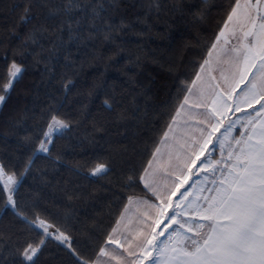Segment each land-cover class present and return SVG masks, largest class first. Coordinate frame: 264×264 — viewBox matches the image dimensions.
Segmentation results:
<instances>
[{"label": "trees", "instance_id": "obj_1", "mask_svg": "<svg viewBox=\"0 0 264 264\" xmlns=\"http://www.w3.org/2000/svg\"><path fill=\"white\" fill-rule=\"evenodd\" d=\"M235 4L0 0V166L19 182L15 209L0 191V264L40 239L37 215L69 239L47 237L36 264H91L128 196L157 202L139 176ZM13 61L23 71L5 93ZM53 114L68 127L42 153ZM99 162L110 171L94 176Z\"/></svg>", "mask_w": 264, "mask_h": 264}, {"label": "snow or ice", "instance_id": "obj_2", "mask_svg": "<svg viewBox=\"0 0 264 264\" xmlns=\"http://www.w3.org/2000/svg\"><path fill=\"white\" fill-rule=\"evenodd\" d=\"M207 2V0H205ZM250 7L259 6L264 0H245ZM71 3V0H69ZM240 6V0H236L235 6L225 21L224 28L220 30L212 43L211 48H216L219 40L225 36L224 29L228 27V22L232 21L236 14L237 8ZM27 12V9L25 10ZM250 18V13L246 19ZM23 19V17H22ZM259 20V31L256 30V19L251 20L252 29L245 32L244 41L241 48H234L236 56L231 61V75L235 77L237 74L240 81L248 80V83L241 89L240 96L235 102V110L240 111L242 105L253 108L255 112L254 118L251 114L241 123V119L232 120L228 126L224 128L221 136L216 137L211 152L200 162L197 170V179L183 191L180 189L187 181L180 180L175 184V191H172L168 197L167 206L162 202L160 205H152L157 207L158 217L153 221L154 227L151 233L145 234L143 231H136L134 234L130 231L129 236L124 238V244L114 238V234L118 231L120 223L124 220L128 206L136 199L128 196V203L124 205V210L120 213L116 220V226L112 227L107 234L104 245L99 248L98 256L109 255L107 245H115L116 249H122L119 254L111 255V259L116 264L127 257H133L132 264H143L144 260L150 259V264H264V15L257 14ZM249 37L251 40L249 41ZM227 43V41H225ZM211 49L209 50V55ZM208 61L205 60L204 64ZM204 64L200 65V71H203ZM254 70V71H253ZM23 69L17 65L15 61L7 69L8 82L4 84L3 91L7 93L20 78ZM225 83H228V76L221 73ZM251 77V79H248ZM200 79V73H196V79L192 81L195 86L196 80ZM69 84L71 81L68 82ZM68 84L65 85V88ZM219 87V85H217ZM192 88H188L190 94ZM235 91V87H231L228 96ZM203 94V93H202ZM218 95H221L218 93ZM224 99V105L227 107V99ZM5 100L4 95H0V102ZM189 101V96L185 95L183 102L180 104L175 115L172 117L171 123L168 125V131L163 133L166 138L168 132L172 130V125L176 122V117L180 115V109ZM105 105L111 107L106 100ZM216 101H213L215 104ZM200 105H197L199 107ZM214 114V113H213ZM222 121H217L213 127V132L220 131ZM240 124L239 135L233 137L232 131L236 125ZM68 124L61 120L56 114L51 115L50 122L47 125V131L43 133V139L40 141L39 151L48 152L47 143L51 142L54 131L61 128H67ZM163 143V140L161 141ZM209 143H212L211 134L201 146L198 153H194L195 159L191 160V164L195 165L200 156L204 154ZM219 147L220 159L213 160L212 153ZM227 148V156L225 149ZM160 151L159 147L155 149L153 157ZM152 162L149 161V167ZM214 165H219L215 167ZM209 172L213 177L211 187L205 188L199 178V171ZM110 171L108 164L99 162L91 170L92 175L107 174ZM217 173L219 175L217 176ZM0 166V184L3 185L0 191H8V204L15 209V201L13 200L14 189L9 188V184H15L13 176H7ZM150 173L145 168L143 174L139 176V180L144 183V187L152 192L157 199L159 194L146 179ZM179 179V178H177ZM209 176L204 175L203 181H208ZM132 177H129V181ZM200 185V187H197ZM193 189H196V195H192ZM179 197L175 202L172 212H168V208L172 207L171 196ZM207 192L209 195H200ZM149 201L144 200L143 204ZM191 216L185 218L186 213ZM19 215V213H17ZM27 220V217H24ZM164 221H167L166 223ZM30 225L36 229H40L37 235L38 240H26L24 246L18 249L22 260L20 264H36V257L46 244L47 237L53 236L49 231L51 225L41 219L39 215L32 221ZM163 225L159 232L157 227ZM59 235L55 236L56 240L66 243L68 237L56 230ZM130 237V238H129ZM165 237V239H160ZM139 250V251H138ZM153 251L156 255L153 257ZM73 255H77L73 250ZM80 264H90L89 261L81 259L77 255ZM91 264H96L92 261Z\"/></svg>", "mask_w": 264, "mask_h": 264}, {"label": "rangeland", "instance_id": "obj_3", "mask_svg": "<svg viewBox=\"0 0 264 264\" xmlns=\"http://www.w3.org/2000/svg\"><path fill=\"white\" fill-rule=\"evenodd\" d=\"M225 41H227V43ZM242 42L243 40H239L235 45L226 37L221 39L207 59L208 63L205 64L204 69L200 74V79L196 82V91L192 94L186 104L188 108L186 110L184 109L182 115L178 117L179 119L176 118L177 120L172 125V130L168 132V136L166 138L163 137L162 140L164 143H160L162 144V147L153 163L155 176H157V178L161 177L159 181L158 179H155L153 186L157 190H161V193L165 192L166 188L169 187L173 188L174 190H172L175 191V184L187 177L186 183L180 189V191H183L184 188H187L198 178L196 173L199 169L200 162L208 156L209 152H211L213 144L216 141L217 134H220V132L222 133L230 121L241 119V123H244L249 114L256 119H259L258 117H255L253 108L251 109L247 105H242L240 111L235 110L236 99L240 96L241 89H243L246 85L245 83H248V80L241 82L238 74L235 77L231 75L233 70L231 67V61L236 56V52H234L233 49L241 48ZM222 72L225 76H228L227 84L221 76ZM248 79H251V77H248ZM217 85H219V87H217ZM231 87H235V91L232 92L229 97L228 93L231 91ZM218 93L221 95H218ZM221 96L227 99V107H225L224 99H222ZM213 101H216V103L213 104ZM1 103L2 102H0V104ZM197 105L200 106L197 107ZM184 113H186V115ZM217 121H222L220 131L213 132V127L216 126ZM64 129L65 128H61L54 131L52 137L61 133ZM239 131L240 124H237L231 135L236 137L239 135L237 134ZM209 134H211L212 143L208 144L204 154L200 156V159L197 160L195 165H192L191 160L195 159L194 153H198L200 151L201 146H203L204 142L208 139ZM225 156H227V148L225 149ZM211 158L214 161L221 158L218 145L217 150L212 153ZM214 166L219 167V165ZM186 169H188L187 172H185ZM204 175L209 176V183H207L208 181H203ZM7 176L9 175H5V179ZM13 178L15 180V184H9L8 187L14 189L15 192L19 182L14 176ZM199 178L203 181L202 184L205 188L208 186L211 187L210 182L213 177L211 176L210 171L205 172L200 170ZM205 194L209 195L207 192H205ZM160 196V203L163 202L165 206H167V197L164 195ZM178 197L179 192H177L176 196L171 197L172 207L168 208L169 213H171L172 208L175 207V202ZM133 202L141 201L134 200ZM132 209H135L134 203L130 205V211L128 210L125 213L124 220L121 221L118 231L114 234V238L119 240L122 244H124V238L129 236L130 231L133 234L136 231H143L145 234L151 233V228L155 226L153 221H155L158 217L157 208L154 211L148 210V212L143 213L140 211L138 213H134ZM190 216V212L185 214V218ZM164 222L166 223L167 221ZM162 227L163 225L161 224L160 227L156 228V231L159 232ZM49 231L53 233V236L50 237L55 238L56 235H59L52 227L49 228ZM160 239H165V237H160ZM113 249H115V245H107L109 255L97 258L95 260L96 264H116V261L110 257L111 255L119 254L122 249H116L115 252H113ZM152 255L154 257L156 253L153 251ZM132 260L133 257H127L121 261V264H132ZM137 264H139V262H137ZM143 264H150V259L144 260Z\"/></svg>", "mask_w": 264, "mask_h": 264}, {"label": "crops", "instance_id": "obj_4", "mask_svg": "<svg viewBox=\"0 0 264 264\" xmlns=\"http://www.w3.org/2000/svg\"><path fill=\"white\" fill-rule=\"evenodd\" d=\"M252 5H255V0H252ZM250 13V18H248V19H246V16H248V14ZM260 14V15H264V3H261L259 6H256V7H250L248 4H246V2H245V0H240V6H239V8H237V10H236V14L233 16V19H232V21H229L228 22V27L227 28H225L224 29V31H225V36L224 37H222V38H227L228 40H231L232 41V43L233 44H237V42L239 41V40H243V42H247V41H244V33L245 32H248L249 30H251L252 29V23H251V20H253V19H256V23H257V27H256V30L257 31H259V20L257 19V14ZM224 28V27H223ZM221 38V39H222ZM221 39L219 40V42L221 41ZM251 40V37H249V41ZM218 42V43H219ZM218 43L216 44V46L218 45ZM212 51H213V49L211 50V53H212ZM209 57V56H208ZM208 59V58H207ZM204 66H205V64H204ZM199 73L201 74L202 73V71H199ZM198 80H196V82H197ZM245 84H247V82L245 83ZM196 85V84H195ZM192 88V91H191V93L189 94H187L188 96H189V99H190V97L192 96V94H194L195 93V91H196V87L195 86H192L191 87ZM197 97V96H196ZM194 99H195V97H194ZM192 103V102H191ZM258 107V105H253V107H251V109L252 108H257ZM188 107L186 106V104L184 105V107L182 108V109H180V115H182V112L184 111V109L186 110ZM185 115H186V113H184ZM184 114H183V116H184ZM180 115L179 116H177L176 118L177 119H179L178 117H180ZM176 119V120H177ZM220 134H222L221 132H220ZM220 134H217V137L218 136H221ZM237 134H239V133H237ZM164 143V142H163ZM161 147H162V144H160V146H159V149H161ZM159 153V152H158ZM158 153H156V155H155V157H153V159L151 160V162H152V164H151V167H149V165H148V172L150 173V175L146 178L147 180H148V182L152 185V187L155 189V191L159 194V197L161 198V196L160 195H164V196H166L167 197V199H168V197L170 196V194H171V192L174 190L173 188H171V187H169V188H166V191L165 192H162L161 193V190H157L154 186H153V183H154V181H155V179H158V181L160 180V178H157V176H155V170H154V165H153V163H154V160H155V158L157 157V155H158ZM217 160H219V158L217 159ZM188 171V169H186V171L185 172H187ZM183 174H185V173H183ZM217 175H219L218 173H217ZM162 180V179H161ZM202 181V180H201ZM203 182V181H202ZM207 183H209V181L207 182ZM211 183V182H210ZM143 185H144V183H143ZM190 186V185H189ZM188 186V187H189ZM212 186V185H211ZM197 187H200V185H198ZM209 187V186H208ZM173 189V190H172ZM148 190V189H147ZM149 191V190H148ZM150 192V194L157 200V203H153V202H151V201H149V203L148 204H143V201L144 200H146V199H142V198H136V199H134L135 201H141V202H133L134 203V208L135 209H132L133 210V212L134 213H138L139 211L140 212H148V210L149 211H154L157 207H153L152 205H160L161 203V199H157V197L156 196H154L153 194H152V192L151 191H149ZM192 195H196V189H193V192H192ZM200 195H206L205 194V192L202 194V193H200ZM172 197V196H171ZM148 201V200H147ZM130 209V205L128 206V210ZM153 209V210H152ZM130 211V210H129Z\"/></svg>", "mask_w": 264, "mask_h": 264}]
</instances>
